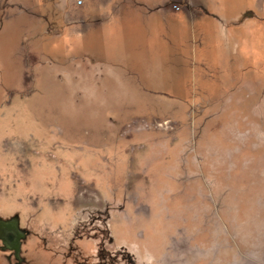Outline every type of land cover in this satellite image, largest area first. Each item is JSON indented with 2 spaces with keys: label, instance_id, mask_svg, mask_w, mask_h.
I'll use <instances>...</instances> for the list:
<instances>
[{
  "label": "rangeland",
  "instance_id": "obj_1",
  "mask_svg": "<svg viewBox=\"0 0 264 264\" xmlns=\"http://www.w3.org/2000/svg\"><path fill=\"white\" fill-rule=\"evenodd\" d=\"M13 215L20 264H264V0H0Z\"/></svg>",
  "mask_w": 264,
  "mask_h": 264
},
{
  "label": "water",
  "instance_id": "obj_2",
  "mask_svg": "<svg viewBox=\"0 0 264 264\" xmlns=\"http://www.w3.org/2000/svg\"><path fill=\"white\" fill-rule=\"evenodd\" d=\"M27 234L28 231L19 225L17 215L8 218L0 216V249L11 251L18 261H21V245Z\"/></svg>",
  "mask_w": 264,
  "mask_h": 264
},
{
  "label": "flooded vegetation",
  "instance_id": "obj_3",
  "mask_svg": "<svg viewBox=\"0 0 264 264\" xmlns=\"http://www.w3.org/2000/svg\"><path fill=\"white\" fill-rule=\"evenodd\" d=\"M21 252H22V250L20 251V256H21ZM12 257H13V259L15 260V264H20L22 261H23V257L21 256V261H18L15 257H14V255H13V253L11 252V254H10Z\"/></svg>",
  "mask_w": 264,
  "mask_h": 264
},
{
  "label": "bare ground",
  "instance_id": "obj_4",
  "mask_svg": "<svg viewBox=\"0 0 264 264\" xmlns=\"http://www.w3.org/2000/svg\"><path fill=\"white\" fill-rule=\"evenodd\" d=\"M19 225H20V220H19ZM21 247H22V245H21ZM1 250V249H0ZM1 251H4V250H1Z\"/></svg>",
  "mask_w": 264,
  "mask_h": 264
}]
</instances>
